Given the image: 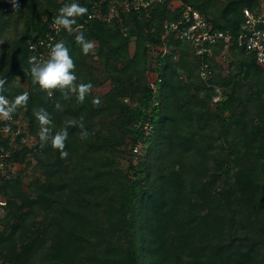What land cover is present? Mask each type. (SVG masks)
Returning a JSON list of instances; mask_svg holds the SVG:
<instances>
[{"label":"trees","instance_id":"1","mask_svg":"<svg viewBox=\"0 0 264 264\" xmlns=\"http://www.w3.org/2000/svg\"><path fill=\"white\" fill-rule=\"evenodd\" d=\"M183 1L233 36L227 74L221 43L198 56L191 43L165 34L164 23L181 12L169 2L106 21L89 15L98 7L107 15L114 0H79L88 14L77 23L93 52L82 54L75 32L57 37L70 49L78 82L93 84L81 104L58 91L49 98L28 74L29 42L44 37L64 4L17 0L15 12L12 0H0L4 95L29 93L13 115L24 123L13 160L25 171L33 165L27 181L24 173L0 186V264H264V67L235 42L243 9L261 12L262 0ZM96 59L111 80L106 92H95ZM34 108L46 109L57 127L83 116L88 139L70 128L66 159L50 145L41 150ZM146 122L148 135L138 126Z\"/></svg>","mask_w":264,"mask_h":264},{"label":"built area","instance_id":"2","mask_svg":"<svg viewBox=\"0 0 264 264\" xmlns=\"http://www.w3.org/2000/svg\"><path fill=\"white\" fill-rule=\"evenodd\" d=\"M115 4L110 9L107 15L101 13V9L95 8L94 14L89 15L93 18L96 15L102 16L106 21H110L114 17H118L124 11H147L153 4L169 2L172 9H181L180 15L176 21H166L164 23L165 34L174 33L176 37L193 45L196 55L202 56L205 53L211 54L213 46L221 43L225 46L223 54L219 57L223 64H227L226 58L228 48L233 41V36L228 32L216 30L206 18L191 5L185 4L183 0H114ZM70 0H60V3H69ZM79 2V0H77ZM98 6V3L95 4ZM56 16V15H55ZM54 16V17H55ZM244 23L241 30L235 37L237 47L244 49L247 52H252L255 55L257 63L264 67V12H254L249 8L243 9ZM53 17V18H54ZM53 18L51 19L49 30L44 37L38 38L36 41L29 42V48L32 51V56L47 58L50 51V46L59 41L57 32L53 26ZM83 25L84 24H80ZM257 33L261 35L257 36ZM203 79L209 76L208 65H203L200 70ZM161 79L155 73L153 74L149 86L154 93L157 92L158 83ZM220 99V95L215 97L214 101ZM13 123V124H11ZM20 120L12 118L11 120L0 119V186L7 179L16 177L15 169L22 165L21 162L13 160L14 150L11 148L14 145L16 137L22 132ZM13 125L17 128L14 129ZM142 126L146 135L150 134L152 125L149 122ZM139 144L133 149L134 153H138ZM4 202L0 201V206L3 209ZM1 228V226H0ZM1 231V229H0Z\"/></svg>","mask_w":264,"mask_h":264},{"label":"clouds","instance_id":"3","mask_svg":"<svg viewBox=\"0 0 264 264\" xmlns=\"http://www.w3.org/2000/svg\"><path fill=\"white\" fill-rule=\"evenodd\" d=\"M12 6L15 12L19 11L17 0H12ZM87 14L88 8L82 6L77 0H70L69 3H65L59 8L58 14L53 18L52 23L53 28L57 32L62 29L69 33H76L75 43L80 47L83 55H89L95 47L94 41L85 37L82 31L83 25L77 23L79 18ZM259 35L261 34L257 33V36ZM0 43L3 42L0 41ZM28 63L30 65L28 74L31 76L33 85L37 86L39 91L46 93L49 98L53 97L54 93L58 91L63 100L75 97L76 101L82 104L93 90L91 82H78L75 61L71 56L69 47L63 40L57 41L50 46L46 59L31 56ZM6 85L7 79L0 78V119L11 120L18 108L27 106L29 93L24 92L9 100L4 95ZM92 104L100 106V98L94 97ZM54 108L57 111H63V105L59 102L55 103ZM33 115L39 125L37 136L40 141V149L42 150L50 145L53 150L59 151L62 159H66L69 155L66 151V141L69 137L70 128L79 129L78 135L82 141L87 140L90 135L85 128L83 116L79 119L66 116L61 125L57 127L46 109L34 108Z\"/></svg>","mask_w":264,"mask_h":264},{"label":"rangeland","instance_id":"4","mask_svg":"<svg viewBox=\"0 0 264 264\" xmlns=\"http://www.w3.org/2000/svg\"><path fill=\"white\" fill-rule=\"evenodd\" d=\"M261 8L263 11L264 9V0L261 1ZM133 51V46H131L130 48ZM222 66L224 67V71L223 74L226 75L227 74V64H223L221 61ZM226 69V70H225ZM94 74H95V78H96V88H95V92L97 93H101V92H106L110 89V82L111 80L108 78L107 76V72L105 71V66H104V62L103 60H99L96 59L94 62ZM24 88L27 89L28 84L27 83H20ZM27 145L32 146L34 143V139L32 137L28 138L25 142ZM30 160V157L28 158ZM122 164L124 165V167L127 166L128 162H125L124 159L122 160ZM25 167L26 165L22 164L20 167L15 169L14 175H24V173H26V178L25 180L27 181L29 179V176L31 174V169L33 167V165L31 164L28 168L27 171H25ZM4 214V209L1 208L0 206V217L3 216ZM1 226V225H0ZM2 226H1V230H2Z\"/></svg>","mask_w":264,"mask_h":264}]
</instances>
